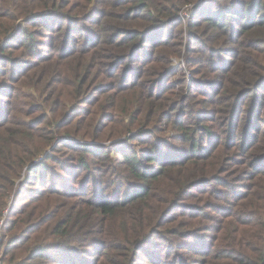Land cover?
<instances>
[{
    "label": "trees",
    "instance_id": "1",
    "mask_svg": "<svg viewBox=\"0 0 264 264\" xmlns=\"http://www.w3.org/2000/svg\"><path fill=\"white\" fill-rule=\"evenodd\" d=\"M1 222L0 264H264V0H0Z\"/></svg>",
    "mask_w": 264,
    "mask_h": 264
},
{
    "label": "built area",
    "instance_id": "2",
    "mask_svg": "<svg viewBox=\"0 0 264 264\" xmlns=\"http://www.w3.org/2000/svg\"><path fill=\"white\" fill-rule=\"evenodd\" d=\"M192 13H193V11L191 10V8H186L185 12L182 15V20H187L191 16ZM187 77H188V79H190L189 73H187ZM1 226H2V222L0 223V228H1ZM3 242H4V239L0 235V246L2 245ZM0 263H1V256H0Z\"/></svg>",
    "mask_w": 264,
    "mask_h": 264
},
{
    "label": "rangeland",
    "instance_id": "3",
    "mask_svg": "<svg viewBox=\"0 0 264 264\" xmlns=\"http://www.w3.org/2000/svg\"><path fill=\"white\" fill-rule=\"evenodd\" d=\"M173 63H174V65H175V64H176V60H174V62H173Z\"/></svg>",
    "mask_w": 264,
    "mask_h": 264
}]
</instances>
